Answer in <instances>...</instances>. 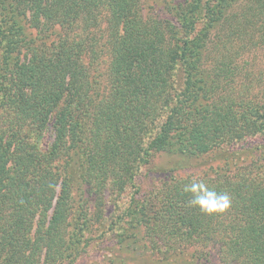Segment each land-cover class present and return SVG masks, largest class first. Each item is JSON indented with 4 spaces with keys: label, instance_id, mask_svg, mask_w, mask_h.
<instances>
[{
    "label": "trees",
    "instance_id": "1",
    "mask_svg": "<svg viewBox=\"0 0 264 264\" xmlns=\"http://www.w3.org/2000/svg\"><path fill=\"white\" fill-rule=\"evenodd\" d=\"M170 7L171 19L145 13L141 0H0L7 22H0V108L11 111L10 137L4 143L0 137V189L13 197L0 203V221L23 217L19 211L34 217L40 208L52 210L44 231L25 238L21 264H56L67 251L75 256V232L68 231L70 181L58 182L59 170L75 168L80 182L95 183L98 192L101 174L115 169L123 191L124 185L135 188V171L149 154L203 158L225 145L246 146L253 137L260 141L253 150L264 152V90L261 100L250 99V80L237 94L227 90L236 69L233 55L264 48V0H180ZM101 22L109 55L103 87L93 62L96 41L88 39L90 32L83 43L75 39L86 30L83 24L97 31ZM198 22L202 28L189 37ZM26 34L32 36L26 40ZM6 37L9 48L2 43ZM235 40L238 50L230 55ZM206 51L217 60L210 69ZM48 125L53 141L43 143V151L28 135L18 137L19 130L36 133ZM150 128L154 135L142 149ZM229 173L202 178L230 194L225 214L206 216L189 207L182 183L191 177L181 176L143 199L137 187L139 197L131 193L113 232L127 225L126 237L140 233L150 249L161 250L160 262L210 242L226 264H264V166ZM9 224L8 235L0 237L1 250L10 255L4 264H14L22 226L14 218Z\"/></svg>",
    "mask_w": 264,
    "mask_h": 264
},
{
    "label": "rangeland",
    "instance_id": "2",
    "mask_svg": "<svg viewBox=\"0 0 264 264\" xmlns=\"http://www.w3.org/2000/svg\"><path fill=\"white\" fill-rule=\"evenodd\" d=\"M179 1L180 0H141V3L145 13L150 15H163L164 17L171 19L170 13L168 12L169 7ZM0 22L7 27V22L5 23L3 15H0ZM67 26H65L66 31L64 35L70 36L71 38V29ZM83 26L86 30L84 31L83 28H81L80 31L78 30L75 39L77 38L83 43L86 38V32H90L89 36H87L88 39L91 37L92 42L96 41V59L93 62H95L96 65H94V67L98 69L96 74L98 77H103L100 80L98 78L99 85L103 87L106 79V67L108 66L109 61V55L105 52V47L107 46L106 44L103 45L105 40L100 36L104 33L103 30L105 24L101 22L100 29L97 31H93L92 28H90V24H83ZM201 28V23L198 22L192 33L189 34V37H193V35H195V33ZM26 36V40H28V37L32 35L26 34ZM8 41L11 42V40L6 37L5 42H2L3 45L7 44V47L10 46ZM234 42H236V40ZM237 46L238 43H234L233 47L230 49V55L238 50ZM5 51L6 49L1 51V56ZM233 56L234 57L230 59V62L233 63L232 65L236 66V69L233 70L234 74L231 77L232 79H229L230 83H232V87L229 86L227 90L231 91L232 89L233 93L237 94V92L242 89L241 86L248 83L250 80L253 81L251 87L247 91L250 99L261 100V93L264 90V48L257 46L255 50L253 49L249 52L240 53V55L234 54ZM84 60H86V63L87 61L90 63L93 59L90 60V58L88 59L85 57ZM204 60L205 64H203L205 67H209L210 69V67L216 66L217 60L212 53L208 54V51L205 52ZM181 74L180 69L179 75L181 76ZM259 75L261 77H258ZM10 112L11 111L8 112L5 107L0 108V137L2 136L3 143L6 139H9L6 137H10V133L7 132L11 129V123H9L11 122L9 120ZM4 119L8 120L5 121ZM148 127L151 126L149 125ZM51 130L52 129L49 125L46 128L38 129V132L36 133L31 130L26 134L22 130H19L20 133H18V137L20 138L21 136L25 137L28 135V138L40 145V150L43 151L44 148L42 147V144H48L53 141V138L50 135ZM153 135L154 134L150 128L147 133L148 138H146V136L145 140H143L142 149H145L144 145ZM253 138L248 140L251 142L246 146L242 147L238 144H232L226 147L225 145L223 148L220 147L219 151H215V153L211 154L209 153V155H206L203 158L196 156L191 157L179 153L174 154L172 152L161 153L158 155L149 154L150 156H147V163H141L137 167L138 170L135 171V188L129 187L128 184L127 186H122L123 191H120L118 185L116 186L115 184V181L118 179V173L115 169H111L101 174L99 178V188L96 189L98 192H96L95 189H93L96 186L95 183L91 182V184H85L84 181L81 183L78 179L79 172H77L75 168H69L68 165H66L65 167L69 169H66L65 171L62 170V172L60 170L57 171L60 179L58 182L61 181V179H65V182L70 181L69 183H66L67 190L70 191L68 208L71 216L68 217L70 219L68 231L69 235H72L75 232L74 236H71L73 242L71 245L72 249L74 247L73 245L76 243L77 245L75 246V250H73L75 251V256H73V258L71 255H68L72 251H67L68 258H65L61 262H56V264H66V260L68 261L67 264H226L222 262L219 257L220 254L217 251L219 246L216 248L210 244V242L207 246L199 245L194 248L191 247L192 249L189 248V250L184 251L183 254H176L174 256L171 255V253L169 255L167 254L169 257L165 258L167 256H163L164 262H160V260H162V255L160 253L161 250L150 249L148 245L144 243L145 240L140 233L138 237H126V235L129 234V231L125 232L127 225H124L125 227L117 225L116 232H113L116 228L113 223L128 205L131 193H134L135 189H138L137 187L141 190V193L139 192L141 197H147L154 193H159L163 182L168 179L173 181L181 176H202L201 178L208 176L209 178L214 179L217 172L227 173L229 171V174L233 175V173L240 172L245 167H263L264 152H260V149H257V151L253 150L255 146H258L257 142H260ZM3 143L2 145H4ZM11 157V151H9L6 155V158L8 159L7 166L11 161ZM54 164L56 167L59 165L57 162ZM58 189L59 187L56 188V195L59 192ZM133 197H139V195L135 192ZM12 198L13 197L8 191H4V189L0 191L1 204L3 202L6 203ZM98 198H100V202L96 201ZM53 202H55V200L52 201V203ZM40 209L37 210L34 217H24L26 213L20 211L18 212V215L23 213V217H13L15 220L20 219L22 223L16 236L17 239L15 245L17 248L11 253L14 264H21L19 260L21 255L20 250L24 246L25 238L33 240L40 228L41 231H44V223L47 224L51 218L52 210L40 213ZM99 210L103 212L101 216L103 215L104 217H94ZM13 218H6V222L3 220V222L0 221V237L8 235V229L10 227L9 221ZM81 227H83V229H81ZM123 229H125L124 232ZM119 231H121L122 234H120L121 236L114 241V236ZM146 247L150 250L146 249ZM193 251L195 252L194 254L192 253ZM198 252L202 254H199ZM204 254L206 255L205 257L203 256ZM198 256L200 257L198 258ZM9 258L10 255H8V252L2 251L0 247V264H4V261H9Z\"/></svg>",
    "mask_w": 264,
    "mask_h": 264
},
{
    "label": "clouds",
    "instance_id": "3",
    "mask_svg": "<svg viewBox=\"0 0 264 264\" xmlns=\"http://www.w3.org/2000/svg\"><path fill=\"white\" fill-rule=\"evenodd\" d=\"M182 192L188 197V206L206 216L225 214L232 206V198L228 192L210 187L199 176L184 178Z\"/></svg>",
    "mask_w": 264,
    "mask_h": 264
}]
</instances>
